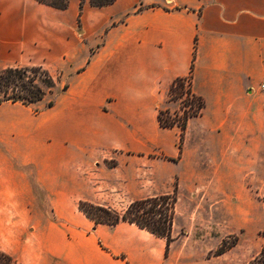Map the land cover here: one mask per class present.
<instances>
[{"label":"crops","instance_id":"0c3cea01","mask_svg":"<svg viewBox=\"0 0 264 264\" xmlns=\"http://www.w3.org/2000/svg\"><path fill=\"white\" fill-rule=\"evenodd\" d=\"M79 2L0 0V69L42 66L60 87L50 108L0 104V251L18 264H198L197 238L177 216L182 197L264 176V0H84L80 14ZM189 75L204 105L180 143L157 113ZM111 153L116 165L101 172ZM91 174L110 206L125 190L146 198L176 181L167 255L164 238L78 210Z\"/></svg>","mask_w":264,"mask_h":264},{"label":"rangeland","instance_id":"374dc122","mask_svg":"<svg viewBox=\"0 0 264 264\" xmlns=\"http://www.w3.org/2000/svg\"><path fill=\"white\" fill-rule=\"evenodd\" d=\"M49 73L56 80L58 79L56 72L50 70ZM59 88L56 83L54 91L57 93ZM54 96L46 94L39 108L45 107L49 101H53ZM182 109L181 99L169 100L167 91L163 94L159 110L181 114ZM116 157L117 155L111 153L105 163L100 162L99 166L102 169L100 171H107L106 168L115 166ZM100 171L96 174L100 175ZM96 174H91L87 180L89 199L80 200L119 213L132 201L142 199L143 192L125 190L118 196L119 200L115 206H110L107 190L100 188V179ZM174 188L178 199L176 181L173 183L170 193ZM202 189L199 196L182 197L177 206L178 218L187 220L190 237L194 236L198 241L196 247L190 250L192 260L198 264H247L257 253L262 243L259 232L264 229V209L258 197L264 194V176L244 175L237 178L235 185L233 182L224 180L206 182ZM102 193L104 194L102 195ZM38 200L46 206L50 204L47 197L40 196ZM233 236L237 238V243L223 254L214 256L213 252L219 247L221 240L227 238L230 242Z\"/></svg>","mask_w":264,"mask_h":264},{"label":"trees","instance_id":"16d2710c","mask_svg":"<svg viewBox=\"0 0 264 264\" xmlns=\"http://www.w3.org/2000/svg\"><path fill=\"white\" fill-rule=\"evenodd\" d=\"M36 2L57 10H65L68 0H35ZM116 0H88L89 5L101 8L111 5ZM84 0L79 2V14ZM78 14V15H79ZM194 58V52H193ZM188 79V87L185 89L184 81ZM57 80L42 66L32 67H7L0 69V104L17 103L24 106L36 104L44 99L46 94L56 95L54 88ZM66 86L61 88L64 91ZM169 100L181 99V114L171 113L168 110H158L157 122L161 128L179 129V140L182 142L185 125L190 117L196 116L203 108L201 98L195 96L190 88V75L187 78H177L167 90ZM53 102L49 101L45 107H52ZM176 189L172 193H165L134 200L127 205L122 213L112 209L92 204L85 200L77 202L78 210L94 224L115 225L118 222H128L144 229L152 235L165 239V255L168 254L169 245L174 240L171 235L172 224L175 215ZM264 209V194L258 197ZM262 238L257 253L247 264H264V229L259 232ZM237 243L233 236L228 242L223 238L219 247L213 252L214 256L223 254L230 247ZM0 264H18L12 257L0 251Z\"/></svg>","mask_w":264,"mask_h":264},{"label":"built area","instance_id":"2783aa9c","mask_svg":"<svg viewBox=\"0 0 264 264\" xmlns=\"http://www.w3.org/2000/svg\"><path fill=\"white\" fill-rule=\"evenodd\" d=\"M188 83H189V80L186 79L184 81V87L185 89L188 87ZM257 89H258V92L262 98V104H263V108H264V82L263 83H260L258 86H257Z\"/></svg>","mask_w":264,"mask_h":264}]
</instances>
